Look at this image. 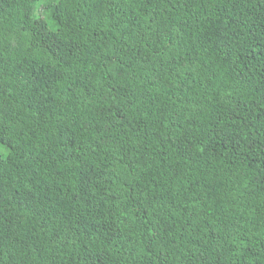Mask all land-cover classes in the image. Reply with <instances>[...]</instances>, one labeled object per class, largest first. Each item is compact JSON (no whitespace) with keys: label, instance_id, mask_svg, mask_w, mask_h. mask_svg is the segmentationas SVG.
<instances>
[{"label":"trees","instance_id":"16d2710c","mask_svg":"<svg viewBox=\"0 0 264 264\" xmlns=\"http://www.w3.org/2000/svg\"><path fill=\"white\" fill-rule=\"evenodd\" d=\"M0 264H264V0H0Z\"/></svg>","mask_w":264,"mask_h":264}]
</instances>
